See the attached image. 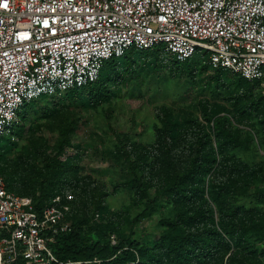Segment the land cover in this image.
<instances>
[{
	"label": "rangeland",
	"instance_id": "1",
	"mask_svg": "<svg viewBox=\"0 0 264 264\" xmlns=\"http://www.w3.org/2000/svg\"><path fill=\"white\" fill-rule=\"evenodd\" d=\"M0 176L38 205L72 195L69 224L133 252L91 264H176L172 237L182 264H264V79L130 49L25 105Z\"/></svg>",
	"mask_w": 264,
	"mask_h": 264
},
{
	"label": "built area",
	"instance_id": "2",
	"mask_svg": "<svg viewBox=\"0 0 264 264\" xmlns=\"http://www.w3.org/2000/svg\"><path fill=\"white\" fill-rule=\"evenodd\" d=\"M157 47L177 62L205 51L210 66L261 81L264 0H0V139L24 103L95 82L129 49ZM71 199L55 195L36 211L0 176V264L99 262L60 261L49 246L70 226Z\"/></svg>",
	"mask_w": 264,
	"mask_h": 264
},
{
	"label": "trees",
	"instance_id": "3",
	"mask_svg": "<svg viewBox=\"0 0 264 264\" xmlns=\"http://www.w3.org/2000/svg\"><path fill=\"white\" fill-rule=\"evenodd\" d=\"M129 50H127V51H129ZM133 50H136V49H133ZM151 50L164 51L163 47H157V48H154ZM127 51H125V52H127ZM138 51H145V50H138ZM199 51L206 53L205 51H201V50H197L195 53H197ZM206 55H207V53H206ZM121 56H119V57H121ZM191 57H189V58H191ZM116 58H118V57H112V58L106 60L105 62L116 59ZM171 59L173 60L174 65L183 63V62L188 60V59H186L183 62H177L174 58L171 57ZM104 63H103V65H104ZM217 69H221V68H217ZM221 70H223V69H221ZM225 71H227V70H225ZM235 75H237L238 77H240L241 79H243L246 82L255 83V81H247L246 79L242 78L238 74H235ZM93 83H90L88 85H91ZM88 85H86V86H88ZM75 89H79V88H75ZM34 100L35 99L24 103L23 106L19 109V113L25 105L31 103ZM194 173H195L194 171L189 172V176L190 177L193 176ZM2 178L5 181L6 189L9 192H11L9 190V186H8L6 179L4 177H2ZM181 181H182V179H179L177 184H179ZM11 193H13V192H11ZM13 194H15V193H13ZM17 195H19V194H17ZM55 195H58V193L52 195L50 200ZM59 195L64 196L66 194H59ZM50 200L47 203L40 204V205L33 202L34 209L36 211H40L43 206H45L46 204H48L50 202ZM69 202H71V200ZM70 211H71V207H70L68 214L70 213ZM68 214H67V218H68ZM110 237H111V235L102 236V235H98L97 233H95L93 231H90L88 233H82L79 225L70 224L69 228L65 232H60L59 234H57L54 237L53 242L49 243V246L51 247V249H52L53 253L55 254V256L57 257V259L60 261H65L67 259H71V260H92L94 257H96L99 260H104L108 257H111V256L117 254V253H120L121 251L130 257L133 256L132 250L123 248L124 242L121 243V242L117 241V238L115 236L116 243L112 244ZM170 242L173 243V246H174L173 247L174 248L173 254H174V259H175L176 264H182L181 258H180L181 257L180 251L177 247H175L177 245L176 239L174 237H172V238H170ZM18 264H23L22 260L19 261Z\"/></svg>",
	"mask_w": 264,
	"mask_h": 264
}]
</instances>
